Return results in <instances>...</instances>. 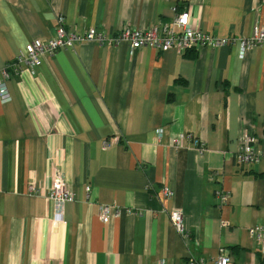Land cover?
<instances>
[{
	"label": "crops",
	"instance_id": "crops-1",
	"mask_svg": "<svg viewBox=\"0 0 264 264\" xmlns=\"http://www.w3.org/2000/svg\"><path fill=\"white\" fill-rule=\"evenodd\" d=\"M182 11L196 29L236 41L183 54L81 43L6 82L0 264H214L221 248L230 264H264L247 232L264 223V47L242 56L240 40L264 26V0H0V69L32 40L53 38L59 16L68 30L113 35ZM244 132L258 162L238 166ZM174 135L204 151L186 138L170 148ZM111 137L118 143L103 148ZM55 173L75 197L60 221L48 199ZM218 191L230 194L225 205ZM100 205L120 214L102 223ZM172 209L187 237L170 224Z\"/></svg>",
	"mask_w": 264,
	"mask_h": 264
},
{
	"label": "built area",
	"instance_id": "built-area-1",
	"mask_svg": "<svg viewBox=\"0 0 264 264\" xmlns=\"http://www.w3.org/2000/svg\"><path fill=\"white\" fill-rule=\"evenodd\" d=\"M242 43L241 55H244L246 48L264 47V26L255 25L250 37L240 39ZM235 38L215 37L191 24V16L188 11L176 13L169 23H160L146 30H138L131 27H124L113 35H107L105 32L95 28H89L81 33L66 28L65 19L62 16L57 17L55 36L46 40L34 39L29 42L19 52L16 59L0 69V100L6 103L10 100L6 82L12 77L17 76L23 68H34L38 66L41 60L49 55L52 56L58 51L72 49L81 43H95L100 46L116 47L125 42L130 51L147 47L159 52L173 51L183 54L191 49L201 50L204 48L217 49L225 45H232ZM161 133H159L160 135ZM190 139L191 145L198 148L202 153L203 145L195 137L190 135H174L169 139V147L178 149L181 147L184 139ZM118 137H111L102 143L103 148H108L111 144L118 143ZM255 139L247 133H243L240 138L238 149L234 155V162L238 166L255 164L258 162V155L253 149ZM31 193H36L35 187H30ZM89 189L86 188V193ZM163 196L170 200L173 192L168 187H163ZM228 192L218 191L217 201L219 205H225L229 200ZM48 199L54 204V220L60 221L63 213V206L67 202H72L75 197L63 179L61 173H55L51 188L49 189ZM121 209H116L109 205H100L98 218L102 223H106L113 215L120 214ZM169 220L175 231L182 237H187L183 225V214L180 209H172L169 212ZM223 226H226L223 223ZM249 236L258 244L259 252L264 255V223L250 227ZM230 253L224 248L219 249L218 256L214 264H230ZM162 264V263H158ZM185 264H204L203 261L192 256L188 257Z\"/></svg>",
	"mask_w": 264,
	"mask_h": 264
},
{
	"label": "rangeland",
	"instance_id": "rangeland-1",
	"mask_svg": "<svg viewBox=\"0 0 264 264\" xmlns=\"http://www.w3.org/2000/svg\"><path fill=\"white\" fill-rule=\"evenodd\" d=\"M138 30H140V29H138Z\"/></svg>",
	"mask_w": 264,
	"mask_h": 264
}]
</instances>
